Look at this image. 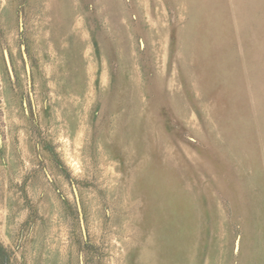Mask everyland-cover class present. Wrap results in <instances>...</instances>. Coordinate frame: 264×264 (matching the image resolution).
<instances>
[{
  "label": "rangeland",
  "instance_id": "obj_1",
  "mask_svg": "<svg viewBox=\"0 0 264 264\" xmlns=\"http://www.w3.org/2000/svg\"><path fill=\"white\" fill-rule=\"evenodd\" d=\"M0 264H264V0H0Z\"/></svg>",
  "mask_w": 264,
  "mask_h": 264
}]
</instances>
